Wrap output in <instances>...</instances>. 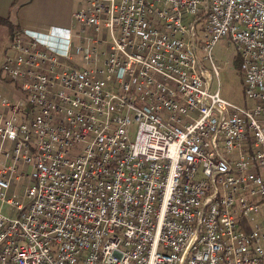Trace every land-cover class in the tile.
<instances>
[{"label": "built area", "instance_id": "obj_1", "mask_svg": "<svg viewBox=\"0 0 264 264\" xmlns=\"http://www.w3.org/2000/svg\"><path fill=\"white\" fill-rule=\"evenodd\" d=\"M77 1L1 54L0 264H264V0Z\"/></svg>", "mask_w": 264, "mask_h": 264}, {"label": "rangeland", "instance_id": "obj_2", "mask_svg": "<svg viewBox=\"0 0 264 264\" xmlns=\"http://www.w3.org/2000/svg\"><path fill=\"white\" fill-rule=\"evenodd\" d=\"M66 11L61 14L64 18L63 22H69L70 13L79 6V1L77 0H64ZM16 18L12 15L7 21H0V60L1 54L5 44L9 39V29L12 26H17L18 22H15ZM214 56L217 64L219 65V82H220V95L221 97L228 99L234 103L245 105L251 104V102L245 99L242 81L240 78L239 66H235V52L232 46L228 45L226 39H221L217 42L214 49ZM215 81L213 83L212 89H214ZM131 135L134 133V127L131 128ZM3 212L9 214L10 207L4 205Z\"/></svg>", "mask_w": 264, "mask_h": 264}, {"label": "crops", "instance_id": "obj_3", "mask_svg": "<svg viewBox=\"0 0 264 264\" xmlns=\"http://www.w3.org/2000/svg\"><path fill=\"white\" fill-rule=\"evenodd\" d=\"M66 11L64 0H0V17L9 19L12 15L15 22L21 20L41 24L67 26L61 14ZM69 15V21H70Z\"/></svg>", "mask_w": 264, "mask_h": 264}, {"label": "trees", "instance_id": "obj_4", "mask_svg": "<svg viewBox=\"0 0 264 264\" xmlns=\"http://www.w3.org/2000/svg\"><path fill=\"white\" fill-rule=\"evenodd\" d=\"M0 21H7V18H2V17H0ZM16 28V26H11L10 27V29H9V34L11 35V33L13 32V30ZM9 35V36H10ZM234 64H235V66L237 65V67L239 66V64H240V57H239V55L238 54H236V56H235V59H234Z\"/></svg>", "mask_w": 264, "mask_h": 264}]
</instances>
